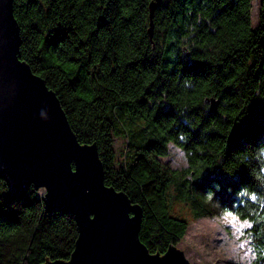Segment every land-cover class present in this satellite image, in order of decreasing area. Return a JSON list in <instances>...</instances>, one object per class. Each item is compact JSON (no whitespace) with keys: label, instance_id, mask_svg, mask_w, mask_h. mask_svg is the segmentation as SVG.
<instances>
[{"label":"trees","instance_id":"16d2710c","mask_svg":"<svg viewBox=\"0 0 264 264\" xmlns=\"http://www.w3.org/2000/svg\"><path fill=\"white\" fill-rule=\"evenodd\" d=\"M152 1L14 0L13 7L20 59L55 91L80 144L97 147L105 184L141 208L140 239L163 257L191 218L239 205L236 192L252 182L241 161L247 146L264 140V100L255 95L264 93V0L257 26L252 0H162L151 38ZM186 79L194 89L182 87ZM211 97L220 100L213 113ZM116 137L126 139L121 159ZM169 142L194 154L190 169L173 171L161 160ZM216 184L220 208L204 194ZM78 237L75 216L47 211L30 187L0 194V264L68 261Z\"/></svg>","mask_w":264,"mask_h":264},{"label":"water","instance_id":"95a60500","mask_svg":"<svg viewBox=\"0 0 264 264\" xmlns=\"http://www.w3.org/2000/svg\"><path fill=\"white\" fill-rule=\"evenodd\" d=\"M13 1L0 0V178L15 192L33 184L47 186L45 209L63 208L75 216V252L68 261L48 264H190L177 246L161 257L142 243L141 208L104 183L97 147L78 144L55 91L20 59L22 40ZM161 2L150 4L151 38ZM208 101L209 111L215 112L220 100ZM42 110L48 120L41 117Z\"/></svg>","mask_w":264,"mask_h":264},{"label":"clouds","instance_id":"9594fccd","mask_svg":"<svg viewBox=\"0 0 264 264\" xmlns=\"http://www.w3.org/2000/svg\"><path fill=\"white\" fill-rule=\"evenodd\" d=\"M182 87L186 90L194 89V85L189 79L183 81ZM255 95L264 100V93H256ZM40 115L44 120L49 119L46 110H42ZM180 115L184 116L186 113L181 112ZM184 122L190 126L188 119H185ZM70 131L72 132L71 128ZM178 139L185 144L188 142V137L184 133H180ZM166 148L167 164L171 170L187 171L191 168L193 153L185 151L171 142L166 145ZM242 152L241 163L248 169L252 182L242 185L236 192L235 196L239 200V205L234 200L231 206L222 208L219 215L206 217L205 219L212 223L204 225L203 230L210 236L222 264H264V243H260V240L264 239V140L252 145L250 150L247 146ZM98 159L100 161L99 155ZM74 165L75 163L71 165V168L72 172L76 173L77 170L73 171ZM0 181L6 182L4 179H0ZM6 187L7 191L0 192V194L10 190L7 182ZM221 187V185L216 184L214 188H210L204 193L206 200L217 208H220L222 203L216 195L217 192L221 191ZM35 190L46 191L41 195L37 194ZM30 191L33 198L38 196L43 201L49 196L47 186L37 188L33 184L30 186ZM229 192H232V189H229ZM241 193H246L247 198L243 199ZM225 214L232 219L230 222L221 223L222 220H225Z\"/></svg>","mask_w":264,"mask_h":264},{"label":"rangeland","instance_id":"374dc122","mask_svg":"<svg viewBox=\"0 0 264 264\" xmlns=\"http://www.w3.org/2000/svg\"><path fill=\"white\" fill-rule=\"evenodd\" d=\"M253 1V25H258V9L260 0ZM126 148V139L123 137L115 138V149L117 151L118 159L123 158V151ZM161 160L167 164L168 155L162 157ZM168 165V164H167ZM45 190H39L38 194H43ZM181 207V206H179ZM178 209V206H177ZM183 213L186 216H189L186 208H183ZM204 218L194 220L191 218V223L189 224L187 233L183 240L177 245V248L180 251H183L185 258L189 261L190 264H222V261L219 258L217 249L213 247L210 236L203 230V226L211 221H208ZM232 218L227 217L225 214V220H222L221 223L230 222ZM215 226V225H213Z\"/></svg>","mask_w":264,"mask_h":264}]
</instances>
